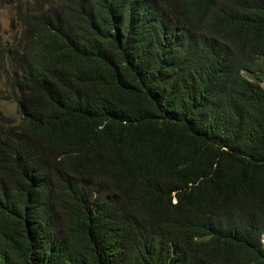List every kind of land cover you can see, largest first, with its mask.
<instances>
[{"label": "trees", "instance_id": "obj_1", "mask_svg": "<svg viewBox=\"0 0 264 264\" xmlns=\"http://www.w3.org/2000/svg\"><path fill=\"white\" fill-rule=\"evenodd\" d=\"M12 10L0 264H264V0Z\"/></svg>", "mask_w": 264, "mask_h": 264}, {"label": "rangeland", "instance_id": "obj_2", "mask_svg": "<svg viewBox=\"0 0 264 264\" xmlns=\"http://www.w3.org/2000/svg\"><path fill=\"white\" fill-rule=\"evenodd\" d=\"M17 1L25 2L27 0H0V32L3 33L5 38H7L9 41L12 38L13 31L8 27V22L13 14V6ZM260 85L264 86V79L261 80ZM0 110L4 114L18 117V115L16 114V107L11 101H0Z\"/></svg>", "mask_w": 264, "mask_h": 264}]
</instances>
